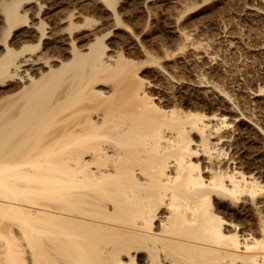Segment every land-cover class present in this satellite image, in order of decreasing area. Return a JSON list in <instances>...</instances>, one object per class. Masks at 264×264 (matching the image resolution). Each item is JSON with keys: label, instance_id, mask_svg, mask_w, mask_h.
I'll list each match as a JSON object with an SVG mask.
<instances>
[{"label": "bare ground", "instance_id": "1", "mask_svg": "<svg viewBox=\"0 0 264 264\" xmlns=\"http://www.w3.org/2000/svg\"><path fill=\"white\" fill-rule=\"evenodd\" d=\"M152 1L0 0V264H264V128L141 44Z\"/></svg>", "mask_w": 264, "mask_h": 264}, {"label": "rangeland", "instance_id": "2", "mask_svg": "<svg viewBox=\"0 0 264 264\" xmlns=\"http://www.w3.org/2000/svg\"><path fill=\"white\" fill-rule=\"evenodd\" d=\"M256 2L153 0L148 12L139 13L138 21L127 19L126 22L134 30L139 24L144 25L139 33L141 44L165 65L174 67L178 61L192 59V48L197 47L201 55L198 67L184 76L194 81L196 75L203 73L264 128V96H250L251 92L264 88V18L245 17V6ZM262 6L264 8V0ZM131 8L137 9L138 5L133 4ZM173 16L179 19L175 31L168 30ZM180 32H190V39L184 40ZM124 50L128 58L136 61L145 59L136 50L127 47ZM167 53L178 54L166 57ZM151 69L148 67L144 74L151 75ZM214 106L217 107L216 104ZM255 149L258 151L255 165L264 170L263 145L257 143ZM248 161L244 164L246 170ZM258 176L264 184V172Z\"/></svg>", "mask_w": 264, "mask_h": 264}]
</instances>
